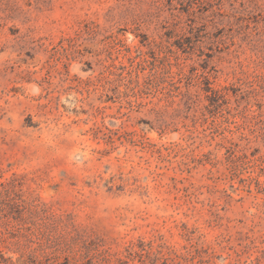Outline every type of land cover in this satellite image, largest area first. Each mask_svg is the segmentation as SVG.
<instances>
[{
  "label": "rangeland",
  "instance_id": "obj_1",
  "mask_svg": "<svg viewBox=\"0 0 264 264\" xmlns=\"http://www.w3.org/2000/svg\"><path fill=\"white\" fill-rule=\"evenodd\" d=\"M153 52L172 64L161 82ZM13 179L120 256L151 242L264 264V0H0V184Z\"/></svg>",
  "mask_w": 264,
  "mask_h": 264
},
{
  "label": "trees",
  "instance_id": "obj_2",
  "mask_svg": "<svg viewBox=\"0 0 264 264\" xmlns=\"http://www.w3.org/2000/svg\"><path fill=\"white\" fill-rule=\"evenodd\" d=\"M153 58L149 75L164 81L172 73V64L167 69L165 56ZM199 78L209 100L227 102L228 94L213 86L210 75L202 73ZM183 95L186 101L192 99L189 92ZM17 181L0 184V243L15 247L20 256L6 257L0 250V264H129L136 258L142 264H193L190 257L165 252L161 246L154 249L151 242L141 250L129 246L120 256L78 225L71 213H58L39 197L25 198Z\"/></svg>",
  "mask_w": 264,
  "mask_h": 264
}]
</instances>
